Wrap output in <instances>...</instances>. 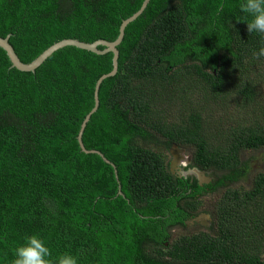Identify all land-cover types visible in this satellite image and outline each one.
Segmentation results:
<instances>
[{
  "label": "trees",
  "instance_id": "16d2710c",
  "mask_svg": "<svg viewBox=\"0 0 264 264\" xmlns=\"http://www.w3.org/2000/svg\"><path fill=\"white\" fill-rule=\"evenodd\" d=\"M143 2L0 0V37L11 35L30 63L65 39L115 41ZM240 4L151 0L127 27L118 73L102 83L83 135L87 149L116 166L118 179L78 142L113 54L66 47L28 73L11 68L0 48V264H12L14 249L33 234L53 258L70 253L78 264H264V171L248 189L225 187L248 173L241 154L264 148V110L257 113V85L247 76L264 63L253 57L264 35L248 33ZM202 86L216 100L234 91L231 112L253 105L252 113L201 109L190 100ZM176 106L183 111L173 117ZM152 142L165 152L191 149L193 166L220 176L211 190L223 189L211 230L171 240L170 227H185L204 203L199 187L190 195L170 173L167 153L144 146Z\"/></svg>",
  "mask_w": 264,
  "mask_h": 264
},
{
  "label": "rangeland",
  "instance_id": "374dc122",
  "mask_svg": "<svg viewBox=\"0 0 264 264\" xmlns=\"http://www.w3.org/2000/svg\"><path fill=\"white\" fill-rule=\"evenodd\" d=\"M237 76L240 77V74H238ZM247 76L249 79H254L253 84L257 85V88H256L257 103L255 104V107L257 108V113H259L261 112L259 108H262L264 110V63H258L255 66H250V72L247 74ZM236 83H240V80L237 79ZM232 92L233 93L231 95H228L226 97H219L216 100V99H213L212 96L210 97L209 92L206 93L205 89L202 86L200 89H197V91L193 90V95H192L193 99H191L190 101L192 103L198 102V104L203 106V108L201 109H206L207 108L206 105H207L212 109V111L214 110L217 114L219 112L220 114L231 115L235 111L236 112L245 111L251 114L252 109L254 107L253 105L244 106L241 109H237L231 112V107L232 106L234 107L235 103L239 102L237 100V96L235 95L234 91ZM204 96H208L209 100H205L203 98ZM196 98H201V99L203 98V100L198 101ZM176 102L179 104V106L183 107L186 110H188L191 107V110L195 111L196 106H193L191 102H188L186 100L183 101V100H180L179 98H176ZM176 109H178V111L173 117H178L180 112L183 111L182 108L178 106H176ZM217 117L220 118V115H218ZM150 144L151 145H147V144L144 145L142 143V145L148 148H151L155 151H158L159 153H164V154L167 153V155L165 156L167 158V162H169L172 159L171 154L169 155V152H165L166 151L165 149H161L158 147L159 143L157 145H155L154 142ZM170 150H172V152L174 151L175 153H178V152L182 153L183 154L182 159H184V162L191 161V158H192L191 156L193 153L191 149L185 148V149L179 150L176 147H172ZM241 156H242V160L246 162L249 166L248 173L245 177L241 178L237 183H234V184L227 183L226 185L227 187L248 189L251 186V182H252L254 175L259 172L264 171V148L260 150H256V151L243 152ZM188 167L192 168L193 165L188 166ZM184 169L187 170L186 168ZM205 175L207 178L213 181L218 180L220 177L219 175L213 172L206 173ZM222 192H223V189L221 188L217 194H212L211 197L209 195L204 197L203 201L206 203L205 207L210 201L214 203L220 197ZM203 211L204 213L199 217V224L198 223L197 224L188 223V225L185 227L171 229V240L178 238L180 235L193 233L197 230L208 231V229L204 227V225L212 222V217L210 215L211 208H204Z\"/></svg>",
  "mask_w": 264,
  "mask_h": 264
},
{
  "label": "water",
  "instance_id": "95a60500",
  "mask_svg": "<svg viewBox=\"0 0 264 264\" xmlns=\"http://www.w3.org/2000/svg\"><path fill=\"white\" fill-rule=\"evenodd\" d=\"M150 2H151V0H144L142 6L140 7V9L135 14H133L131 17L123 20V22L121 23L120 28H119V35L115 41L110 42V41H106V40H98V41H95L93 43H86V42H82L78 39H65V40H62L58 43H55L54 45H52L51 47L46 49L41 55H39L35 60H33L30 63H24L21 61V59L19 58L18 54L16 53L14 47L10 44L11 35H8L5 38L0 37V48H2L7 53V56L9 57L11 64H12L11 68H15L21 72L35 73V71L48 58H50L57 51H59L63 48H66V47H75V48H78L81 50H85L88 52L95 53L97 55H105L108 53L113 54L112 70L109 73L102 75L95 85L94 107L86 115L85 119L83 120V122L81 124V128H80L79 134H78V142H79L80 148H81L83 153H85V154H96V155L100 156L105 163L111 165L114 169V172H115L117 179H118V172H117L116 166L110 160H108L100 151L94 150V149H92V150L87 149L83 143V135H84L85 129H86L88 123L90 122L92 116L98 111V109L100 107L99 93H100V88H101L102 83L105 80H107L108 78L114 77L118 73L119 56H120V52H119L118 47L123 42V39L125 37V31H126L127 27L131 23L136 21L144 13V11L146 10V8L148 7ZM100 47H103L104 49H100ZM118 195H123L121 192L120 186H119Z\"/></svg>",
  "mask_w": 264,
  "mask_h": 264
},
{
  "label": "clouds",
  "instance_id": "9594fccd",
  "mask_svg": "<svg viewBox=\"0 0 264 264\" xmlns=\"http://www.w3.org/2000/svg\"><path fill=\"white\" fill-rule=\"evenodd\" d=\"M240 11L247 20L248 33L264 35V0H241ZM255 59L264 57V47L253 53ZM12 264H78V258L62 253L53 258L51 249L39 235L24 237V243L13 251Z\"/></svg>",
  "mask_w": 264,
  "mask_h": 264
},
{
  "label": "flooded vegetation",
  "instance_id": "af4514ba",
  "mask_svg": "<svg viewBox=\"0 0 264 264\" xmlns=\"http://www.w3.org/2000/svg\"><path fill=\"white\" fill-rule=\"evenodd\" d=\"M173 147L180 149H185V148H180L177 145H173ZM171 154V160L168 162V169L170 171V173L178 178V179H183L186 181L185 185L187 186V188L189 189V194L191 195L195 190H197V187L200 188V192L197 194V198L198 200H202L203 198L206 197L207 195H209L211 197V195L213 194V192H211L212 190V186L214 184L217 183L218 180L213 181L209 178L206 177V173H211L212 171L206 172L203 171L201 169H199L198 167L193 166L192 168H189L188 166L193 165L192 162V158L190 162H184V159H182V153L178 152L175 153L174 151L172 152V150H169V155ZM192 157V156H191ZM184 168H186L187 170H185ZM234 184V183H231ZM227 185V183H226ZM227 187V186H225ZM218 193V190L215 191V194ZM204 206L203 208H201L202 212L197 214L194 217H191L190 219H188L186 221L185 226H187L188 223H198L199 224V217L204 213V208H211L210 211V215L212 217V222L209 224H205L204 227H206L209 230L212 229L213 225H215V213H214V208H215V204L216 201L214 203H212V201H210L206 207H205V202L203 201ZM201 226V224H200ZM203 226V225H202ZM184 227L183 225H176L173 227H170L169 231L171 233V229L173 228H181Z\"/></svg>",
  "mask_w": 264,
  "mask_h": 264
}]
</instances>
